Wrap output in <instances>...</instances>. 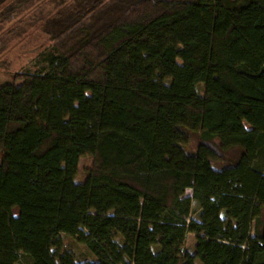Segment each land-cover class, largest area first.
I'll list each match as a JSON object with an SVG mask.
<instances>
[{
	"label": "trees",
	"instance_id": "trees-1",
	"mask_svg": "<svg viewBox=\"0 0 264 264\" xmlns=\"http://www.w3.org/2000/svg\"><path fill=\"white\" fill-rule=\"evenodd\" d=\"M32 32L0 83V264H264V0H0L6 45Z\"/></svg>",
	"mask_w": 264,
	"mask_h": 264
},
{
	"label": "rangeland",
	"instance_id": "rangeland-1",
	"mask_svg": "<svg viewBox=\"0 0 264 264\" xmlns=\"http://www.w3.org/2000/svg\"><path fill=\"white\" fill-rule=\"evenodd\" d=\"M38 33L32 32L29 35H25L23 38L18 41L9 40V44L6 45L5 36H0V83L8 80L7 70L4 66H8V70L15 72L21 71L26 68H33L37 66L36 64V55L38 52L42 51L46 48L47 42L43 40V38L36 35ZM196 146V142L191 140L188 144H186L185 148L188 151H194ZM228 162L226 160H214L213 165L216 168L223 167ZM92 168V157L91 156H83L79 159L78 162V171L76 174V180L83 181L86 177L89 170ZM185 195H191V190L186 189ZM13 213H17V209H13ZM60 246L52 247L51 250L60 253L63 250H67L73 254V256L77 259L83 258L86 260H92L93 257L91 253L80 243L76 242L74 239H70L65 235L61 236ZM117 237L115 232H113L109 238L111 243L116 241ZM195 236L193 234H188L184 239L182 246L185 250L189 252H193V248L195 245ZM180 243V242H179ZM181 244V243H180Z\"/></svg>",
	"mask_w": 264,
	"mask_h": 264
}]
</instances>
